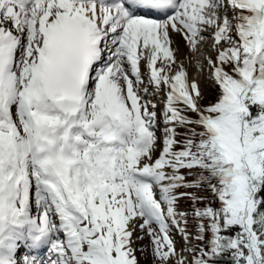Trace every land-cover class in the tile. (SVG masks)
Here are the masks:
<instances>
[{
  "label": "snow or ice",
  "instance_id": "6c2138e0",
  "mask_svg": "<svg viewBox=\"0 0 264 264\" xmlns=\"http://www.w3.org/2000/svg\"><path fill=\"white\" fill-rule=\"evenodd\" d=\"M146 252L264 264V0H0V264Z\"/></svg>",
  "mask_w": 264,
  "mask_h": 264
},
{
  "label": "rangeland",
  "instance_id": "374dc122",
  "mask_svg": "<svg viewBox=\"0 0 264 264\" xmlns=\"http://www.w3.org/2000/svg\"><path fill=\"white\" fill-rule=\"evenodd\" d=\"M212 92V93H211ZM208 95H209V98L212 99L213 98V89H209L208 90ZM182 208H187L189 207V202L188 201H182ZM175 235V234H174ZM175 239L177 240V246L179 247L180 243L182 242L180 237L177 235L175 236ZM144 244H147L148 241H147V238H145ZM138 256H139V260H140V264H152V257L150 255V252H146V253H138Z\"/></svg>",
  "mask_w": 264,
  "mask_h": 264
},
{
  "label": "bare ground",
  "instance_id": "6f19581e",
  "mask_svg": "<svg viewBox=\"0 0 264 264\" xmlns=\"http://www.w3.org/2000/svg\"><path fill=\"white\" fill-rule=\"evenodd\" d=\"M175 39L177 40V42H179V37H175ZM184 51H186V49H183V48H182V52H184ZM154 101L158 102V101H159V97L154 98ZM181 244H182V242L180 243V245H181ZM180 245H179V246H180ZM39 255H40L41 257L45 256V255H46V250L41 249Z\"/></svg>",
  "mask_w": 264,
  "mask_h": 264
},
{
  "label": "trees",
  "instance_id": "16d2710c",
  "mask_svg": "<svg viewBox=\"0 0 264 264\" xmlns=\"http://www.w3.org/2000/svg\"><path fill=\"white\" fill-rule=\"evenodd\" d=\"M214 92H215V90L213 89V98H214ZM212 93V92H211Z\"/></svg>",
  "mask_w": 264,
  "mask_h": 264
}]
</instances>
